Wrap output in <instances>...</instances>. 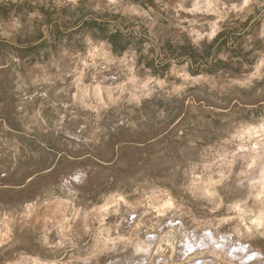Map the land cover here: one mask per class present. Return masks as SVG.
I'll return each instance as SVG.
<instances>
[{
  "label": "rangeland",
  "instance_id": "374dc122",
  "mask_svg": "<svg viewBox=\"0 0 264 264\" xmlns=\"http://www.w3.org/2000/svg\"><path fill=\"white\" fill-rule=\"evenodd\" d=\"M127 255L264 264V0H0V264Z\"/></svg>",
  "mask_w": 264,
  "mask_h": 264
},
{
  "label": "bare ground",
  "instance_id": "6f19581e",
  "mask_svg": "<svg viewBox=\"0 0 264 264\" xmlns=\"http://www.w3.org/2000/svg\"><path fill=\"white\" fill-rule=\"evenodd\" d=\"M240 185H241V184H240ZM207 233L209 234L210 232H207ZM207 233H206V235H207ZM203 235H204V234H203ZM203 235H202V236H203ZM154 237H155V236H154ZM193 237H195V236H192V238H193ZM185 238H186V237H184L183 239L185 240ZM190 238H191V237H190ZM196 239L198 240V241L196 242L197 244H198V242H199V243H200V242L203 243V241H202L201 239H205V240L207 239L208 242H209V241L211 242V241L214 240V239L212 238V236H206V238H202V237H201V238H200V237L198 238V237H197ZM220 239H221V240L218 241V242H219V245H222V247H221V246H218V245H216V244H214V245H216V246H218V247H220V248H224V249H225L226 247H228V246H226V244L228 245L229 243H225V241H227V240H226L225 238H223V237L220 238ZM153 240H154V242H155V240H157V239L153 238L152 241H153ZM146 241H148V240H146ZM152 241H151V242L149 241L150 244H149V242H148V244L150 245V247H148L147 249L152 248L151 246H153V243H154V242L152 243ZM181 241L183 242V240H181ZM190 241H191V240H190ZM214 242H215V241H214ZM214 242H213V243H214ZM216 242H217V241H216ZM146 243H147V242H146ZM204 243H205V242H204ZM206 243H207V242H206ZM211 243H212V242H211ZM148 244H145V245L149 246ZM151 244H152V245H151ZM158 244H159V243H158ZM180 244H181V246H182V244L184 245L185 242H184V243H180ZM209 244H210V243H209ZM141 245H143V244H141ZM141 245H140V246H141ZM186 245L189 246V247L187 248V246H183V247H184V250L182 249V250H183V251H182L183 253H188V252L190 253V250L193 252V250H195L197 247H198V248H200V247L204 248V247L206 246V245H205V246H204V245H202V246H198V245H197L196 248H193V249H192V247H193L192 244H190V245H191V246H190L188 243H186ZM194 245H195V243H194ZM200 245H201V244H200ZM136 246H138V245H136ZM159 246H160V245H159ZM195 246H196V245H195ZM195 246H194V247H195ZM244 246H245V245H244ZM244 246H242V247L240 246L242 249H241L240 247H237L236 249H234V250L232 249V250H229V251H231L230 253L233 255V253H232L233 251L236 252V251H238V249L245 250V247H244ZM246 246H247V245H246ZM142 247H143V246H142ZM144 247H145V246H144ZM144 247H143V248H144ZM139 248H140V247H139ZM143 248H142V249H143ZM145 248H146V247H145ZM186 248L188 249L187 252L185 251ZM190 248H191V249H190ZM202 248H200V249H202ZM243 248H244V249H243ZM248 248H250V247H248ZM187 249H186V250H187ZM226 249H227V248H226ZM230 249H231V248H230ZM137 250H138L139 252L141 251L140 253H144V255H145V254H146V255L149 254V252H147L148 250H146V251H144V250H139L138 247H137ZM137 250H134V251H136V253H139ZM180 250H181V249H180ZM150 251H151V250H150ZM239 251H240V250H239ZM239 251H238V253H239ZM245 251H246V250H245ZM245 251H244V252H245ZM145 252H146V253H145ZM192 252H191V253H192ZM225 252L227 253V250H226ZM235 252H234V253H235ZM241 252H242V251H241ZM246 252H247V251H246ZM136 253H135V254H136ZM180 253H181V252H180ZM242 253H243V252H242ZM242 253H240V254H242ZM133 254H134V253H133ZM133 254H132L131 256H133ZM240 254H239V258L241 257ZM243 254H244V253H243ZM235 255H237V253H235ZM131 256H128V255H127V256H125V258H120V257H119V258L121 259L119 262H117V260H116V261L114 260V261H115L116 264H125V263L128 264V263H130V262L132 263V261H130V262H126V257H130V258H131ZM229 256H230V255H228V257H229ZM233 256H234V255H233ZM237 256H238V255H237ZM245 256H246V255H245ZM145 257H146V256H144V258H145ZM226 257H227V256H226ZM248 257H249V256H248ZM119 258H118V260H119ZM130 258H128L127 260H129ZM142 258H143V257H142ZM230 258H235V259H237L236 256H235V257H230ZM230 258H229V259H230ZM249 258H250V257H249ZM132 259H133V258H132ZM226 259H227V258H226ZM245 259H247V258H245ZM247 260H249V259H247ZM142 261H143V260H142ZM205 261H206V260H205ZM205 261H203L204 264H205L206 262H207V263H208V262H211L210 260H208V261H206V262H205ZM256 261L258 262V260H256ZM263 261H264V260H263ZM157 262H158V261H157ZM159 262H160V261H159ZM159 262H158V264H160ZM203 262H202V263H201V262H200V263L198 262V264H203ZM261 262H262V261H261ZM261 262H260V263H261ZM111 263H112V261H111ZM133 263H134V262H133ZM162 263H163V261H162ZM162 263H161V264H162ZM165 263H166V262H165ZM165 263H163V264H165ZM207 263H206V264H207ZM107 264H108V263H107ZM137 264H142V262H139V263H137ZM143 264H144V263H143ZM208 264H209V263H208ZM210 264H215V262L212 261V263H210ZM246 264H247V263H246Z\"/></svg>",
  "mask_w": 264,
  "mask_h": 264
}]
</instances>
